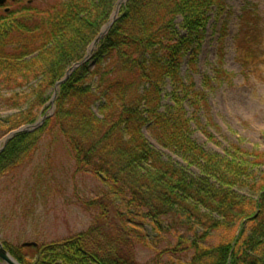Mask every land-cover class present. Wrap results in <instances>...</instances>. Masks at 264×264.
Here are the masks:
<instances>
[{
    "label": "trees",
    "instance_id": "16d2710c",
    "mask_svg": "<svg viewBox=\"0 0 264 264\" xmlns=\"http://www.w3.org/2000/svg\"><path fill=\"white\" fill-rule=\"evenodd\" d=\"M8 1L0 6V111L10 113L0 116V139L46 118L8 141L0 180L49 138L77 174L101 185L83 202L95 212L86 230L45 243L2 241L8 253L19 264H264V151L235 144L209 153L192 139L207 98L191 75L208 22H221L217 48L226 35L225 1L126 0L88 61L58 87L51 115L54 84L83 59L118 0ZM144 130L186 166L163 158ZM167 235L173 244L151 246ZM138 246L152 248V258L140 262Z\"/></svg>",
    "mask_w": 264,
    "mask_h": 264
},
{
    "label": "rangeland",
    "instance_id": "374dc122",
    "mask_svg": "<svg viewBox=\"0 0 264 264\" xmlns=\"http://www.w3.org/2000/svg\"><path fill=\"white\" fill-rule=\"evenodd\" d=\"M28 1L41 4L46 0ZM224 1L226 9L221 20L226 13L228 17L226 35L219 43L221 50L217 48L216 32L221 22L216 29L210 20L198 54L197 71L191 75L194 89L201 90L207 98L206 108H199L198 124L192 126V139L209 153L223 154L235 144L247 152L261 153L264 151V0ZM8 3L7 0L5 4ZM243 7L246 10L240 19ZM188 74L183 63L180 76L187 81ZM162 103L168 105L169 98L165 97ZM185 109L188 114L193 111L187 105ZM9 113L3 110L0 116ZM144 136L163 158L186 166L145 130ZM48 140L40 143L28 163L0 180V242L14 245L51 242L84 231L93 221L95 212L88 211L83 202L98 193L99 181L90 174H77L63 145ZM189 171L197 173L195 168ZM174 242L167 235L165 239L152 241L151 246L163 249L167 243ZM135 252L140 262H147L154 255L152 248L146 246L136 247ZM0 264L4 263L0 261Z\"/></svg>",
    "mask_w": 264,
    "mask_h": 264
},
{
    "label": "water",
    "instance_id": "95a60500",
    "mask_svg": "<svg viewBox=\"0 0 264 264\" xmlns=\"http://www.w3.org/2000/svg\"><path fill=\"white\" fill-rule=\"evenodd\" d=\"M12 2L15 0H11ZM6 2V0H0V6L4 5ZM126 2V0H118V2L116 3L115 9L112 12V14L109 17V20L102 26V28L100 29V32L98 33V35L94 38V40L88 45L87 50H86V55L83 57L82 60L73 63L70 67H68L64 73V75L62 76V78L60 80H58L53 87V93L50 99V108L48 109V113L49 115H51L53 113V102L54 99L56 97V92L58 87L64 83L68 77L70 76V73L72 71H74L76 68H78L79 66H81L83 63H85L86 61H88V59L91 57L92 52L96 49V46L98 44V42L104 37V35L106 34V32L108 31V29L111 27V25L113 24L118 11L120 9V6L122 4H124ZM8 9H5V11H7ZM46 118V116H42L40 117L35 123L31 124V125H26V126H21L18 129H15L13 131H10L8 134H6L4 137H2L0 139V152L4 149V147L6 146V144L8 143V141L13 138L15 135L22 133V132H31L36 130L37 128H39L43 122L44 119ZM0 261L3 262L4 264H19L9 253L8 251L3 247L2 243L0 242ZM32 264H36V262L32 263Z\"/></svg>",
    "mask_w": 264,
    "mask_h": 264
}]
</instances>
